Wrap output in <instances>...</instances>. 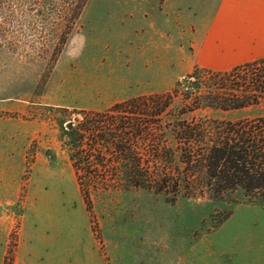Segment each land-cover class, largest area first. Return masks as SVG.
<instances>
[{
	"label": "rangeland",
	"instance_id": "374dc122",
	"mask_svg": "<svg viewBox=\"0 0 264 264\" xmlns=\"http://www.w3.org/2000/svg\"><path fill=\"white\" fill-rule=\"evenodd\" d=\"M78 2L0 0V264H264V202L242 190L174 196L83 169L85 198L70 159L68 130L138 96L172 94L151 140H138L144 166L153 148L178 150L162 130L176 118L264 117V98L209 106L211 88L235 87L246 71L186 72V29L217 0H87L80 12ZM105 151L91 169L119 165Z\"/></svg>",
	"mask_w": 264,
	"mask_h": 264
},
{
	"label": "trees",
	"instance_id": "16d2710c",
	"mask_svg": "<svg viewBox=\"0 0 264 264\" xmlns=\"http://www.w3.org/2000/svg\"><path fill=\"white\" fill-rule=\"evenodd\" d=\"M86 2L79 0L75 10L80 12ZM57 15V19L61 17ZM259 64L264 65V58L233 67L230 74L246 71L249 75L235 87L211 88L209 106L228 110L258 104L264 98V68L258 69ZM171 100L170 93L130 98L115 103L107 112L87 115L79 131L68 130L73 139L70 159L84 197L90 198V185L84 182L83 169L102 180L109 175L98 172H112L115 177L111 180H123L125 186L154 187L158 192L173 187L174 196L185 190L189 195L209 193L224 198L242 190L250 200L264 202V117L237 121L176 118L162 125V130L173 135L178 150L153 148L148 156L155 165H142L144 153L138 150V140L143 135L151 140L154 124L161 122L159 116L170 107ZM128 107L130 111L125 109ZM145 117H152L151 121L146 122ZM105 149H112L119 165L114 163L109 170L91 169V157L103 163ZM160 160L165 162L159 164Z\"/></svg>",
	"mask_w": 264,
	"mask_h": 264
},
{
	"label": "crops",
	"instance_id": "0c3cea01",
	"mask_svg": "<svg viewBox=\"0 0 264 264\" xmlns=\"http://www.w3.org/2000/svg\"><path fill=\"white\" fill-rule=\"evenodd\" d=\"M197 13H193L190 30L177 22L180 36L185 29L186 35L191 31L186 72L196 68L229 70L264 58V0H217L208 13Z\"/></svg>",
	"mask_w": 264,
	"mask_h": 264
},
{
	"label": "water",
	"instance_id": "95a60500",
	"mask_svg": "<svg viewBox=\"0 0 264 264\" xmlns=\"http://www.w3.org/2000/svg\"><path fill=\"white\" fill-rule=\"evenodd\" d=\"M184 82H191V81L190 80H187V79H183V83ZM77 119H78V117H77ZM72 126H73V123L70 122V124L68 125V127L71 128Z\"/></svg>",
	"mask_w": 264,
	"mask_h": 264
}]
</instances>
